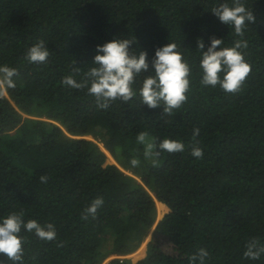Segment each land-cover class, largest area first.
<instances>
[{"label":"trees","instance_id":"16d2710c","mask_svg":"<svg viewBox=\"0 0 264 264\" xmlns=\"http://www.w3.org/2000/svg\"><path fill=\"white\" fill-rule=\"evenodd\" d=\"M221 2L0 0V65L17 70L16 86L0 89V217L23 211L56 230L51 241L22 231L24 264H102L110 255L109 264H190L201 248L205 264H264V255H243L251 239L264 245V0H241L256 22L244 31L251 70L236 92L201 83L197 38L207 46L219 37L227 47L240 39L212 14ZM114 36H134L149 58L155 47L178 45L191 72L173 115L139 95L100 109L86 88L62 83L83 80L95 46ZM39 40L49 49L42 64L27 59ZM141 131L185 149L162 151L153 166L136 141ZM109 154L115 163H105ZM132 159L140 160L135 168ZM95 198L103 205L85 219ZM156 203L168 211L154 226ZM151 229L145 256L120 257Z\"/></svg>","mask_w":264,"mask_h":264},{"label":"clouds","instance_id":"9594fccd","mask_svg":"<svg viewBox=\"0 0 264 264\" xmlns=\"http://www.w3.org/2000/svg\"><path fill=\"white\" fill-rule=\"evenodd\" d=\"M211 12L222 24L230 26L240 39L227 47L219 37H210L207 46L202 38H197L201 83L206 87L219 85L226 92H236L251 70L242 52L247 47V40L243 37L246 26L255 23L256 16L241 0H233L231 4L224 0L212 8ZM136 43L134 36H114L97 44L91 59L92 66L84 74V79L77 81L73 75H68L63 78L62 83L71 88H86L95 97L100 109H108L110 103L117 99L128 102L139 95L142 105L149 109L159 107L164 114L173 115L187 99L191 72L188 60L175 42L155 47L151 58L147 51H137L133 47ZM48 56L49 49L44 40L37 41L27 50V59L32 63H45ZM16 74L15 68L0 65V89L14 88L16 85L13 77ZM198 134L199 129H194L193 136ZM136 141L143 146L144 159L153 166L159 164L162 151L175 153L185 149L183 142L171 138H164L157 143L147 131L139 132ZM191 155L199 159L203 156V150L194 146ZM130 164L135 168L140 160L132 159ZM40 180L46 182L47 177L42 175ZM102 205L103 199L95 198L85 209L84 218L95 217ZM22 231L34 233L39 239L46 241L56 238L52 223L42 225L35 219L25 220L23 211H13L0 217V254H4L11 264H24ZM243 255L257 260L264 255V245L257 239H251L247 242ZM207 257V250L201 248L197 255L190 257V264H196L197 261L198 264H205ZM0 264H5V260L0 259Z\"/></svg>","mask_w":264,"mask_h":264},{"label":"rangeland","instance_id":"374dc122","mask_svg":"<svg viewBox=\"0 0 264 264\" xmlns=\"http://www.w3.org/2000/svg\"><path fill=\"white\" fill-rule=\"evenodd\" d=\"M89 137V136H88ZM110 155V154H109ZM105 163H115L114 159L112 158V156L110 155L107 159H106V162ZM157 202V201H156ZM168 208V207H167ZM168 210L166 211H162L160 207L157 206V203H156V219H155V223H154V226L155 224L161 219V217L167 212ZM154 226L152 227V229L154 228ZM152 229L150 230V232L148 233V235L146 236V238L144 239V241L142 242V244L137 248V250H135L134 252L130 253V254H127V255H122L120 257L122 258H129V259H136V257H139L138 259L142 258L143 256H145L146 254V249H147V243L150 239V235L152 233ZM114 256L110 255L108 256L102 264H109V260L111 258H113ZM137 259V260H138ZM133 261H136V260H133Z\"/></svg>","mask_w":264,"mask_h":264},{"label":"bare ground","instance_id":"6f19581e","mask_svg":"<svg viewBox=\"0 0 264 264\" xmlns=\"http://www.w3.org/2000/svg\"><path fill=\"white\" fill-rule=\"evenodd\" d=\"M107 155V154H106ZM109 157V156H108Z\"/></svg>","mask_w":264,"mask_h":264}]
</instances>
